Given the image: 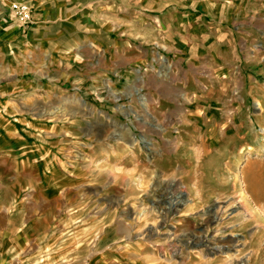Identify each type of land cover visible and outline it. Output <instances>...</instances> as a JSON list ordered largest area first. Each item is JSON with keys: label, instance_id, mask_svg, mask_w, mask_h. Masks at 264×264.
<instances>
[{"label": "rangeland", "instance_id": "1", "mask_svg": "<svg viewBox=\"0 0 264 264\" xmlns=\"http://www.w3.org/2000/svg\"><path fill=\"white\" fill-rule=\"evenodd\" d=\"M245 1L215 0L239 11L213 27L221 38L229 36L232 53L223 61V52L196 60L203 80L196 97L191 88L174 91L175 83L153 77L140 87L128 86L125 98L110 107L93 95L92 113L77 101L73 119L75 136L85 143L82 151L91 155L94 141L134 146L133 171L127 159L99 161L77 153L69 175L52 187L35 159L24 163L0 153V264H48L46 255L32 254L31 232L53 242L62 260L69 245L85 244L96 253L92 259L100 257L91 264H119V242L149 251L141 264H264V0ZM146 3L152 2L119 0L110 9L121 24L113 31L125 42L150 36L139 23L141 13H148ZM23 6L30 15L24 26L18 13ZM8 8L15 25L25 29L34 21L27 1ZM174 9L190 10L174 3L149 13L158 18ZM158 29L176 30L165 23L153 36ZM127 47L137 51L139 44ZM37 56L32 48L26 57L37 62ZM196 125L203 134L198 150L182 151L180 131Z\"/></svg>", "mask_w": 264, "mask_h": 264}, {"label": "crops", "instance_id": "2", "mask_svg": "<svg viewBox=\"0 0 264 264\" xmlns=\"http://www.w3.org/2000/svg\"><path fill=\"white\" fill-rule=\"evenodd\" d=\"M13 1L20 0H0V153L18 156L24 163L35 159L52 187L59 186L63 177L69 175L67 170L74 167L72 157L77 153L99 161L127 159L129 171L137 164L133 161L135 147L124 143L97 146L94 141L88 147L91 155L82 151L85 143L75 136L73 119L77 101L92 113L93 95H100L102 106L110 107L125 98L128 86L140 87L153 77L175 83L174 91L191 88L196 97L203 88L196 60L204 55L215 59L223 52V61L232 53L229 36L221 38L223 35H218L213 27L223 18L239 13L230 4L215 0H163L161 6V0L157 6L155 0H149L152 3H146L148 13H141L143 20L139 23L140 27H147L150 36L127 38L129 41L125 42V38H119L118 29L113 31L121 24L110 11L118 7L119 0H24L32 6L34 18L25 29L15 25L7 14ZM233 1L240 4L243 0ZM174 3L190 10L174 9L158 18L149 13ZM165 23L174 25L175 32L161 34L158 29V35L153 36L156 27H164ZM136 41L139 49L131 51L127 45ZM149 43L162 50H147ZM32 48L38 54L37 62H29L26 57ZM158 59L165 62L166 70ZM104 111L111 114L109 109ZM116 117L124 121L121 114ZM194 122L197 124V118ZM196 126L194 131H180L178 147L182 151L198 150L203 134L198 129L200 125ZM28 234L36 244L32 254L46 255L48 264H91L100 259H92V248L84 244L83 248L69 245L66 260H62L53 242L45 243L47 239L34 232ZM136 247L135 243L119 242V264L145 263L142 257L149 251L143 254Z\"/></svg>", "mask_w": 264, "mask_h": 264}, {"label": "built area", "instance_id": "3", "mask_svg": "<svg viewBox=\"0 0 264 264\" xmlns=\"http://www.w3.org/2000/svg\"><path fill=\"white\" fill-rule=\"evenodd\" d=\"M19 17L22 20V25L24 26L30 19L29 12L25 9V7L18 8Z\"/></svg>", "mask_w": 264, "mask_h": 264}, {"label": "water", "instance_id": "4", "mask_svg": "<svg viewBox=\"0 0 264 264\" xmlns=\"http://www.w3.org/2000/svg\"><path fill=\"white\" fill-rule=\"evenodd\" d=\"M125 125H126L127 128L129 127L127 124H125Z\"/></svg>", "mask_w": 264, "mask_h": 264}, {"label": "bare ground", "instance_id": "5", "mask_svg": "<svg viewBox=\"0 0 264 264\" xmlns=\"http://www.w3.org/2000/svg\"><path fill=\"white\" fill-rule=\"evenodd\" d=\"M138 215H141V213H139Z\"/></svg>", "mask_w": 264, "mask_h": 264}]
</instances>
